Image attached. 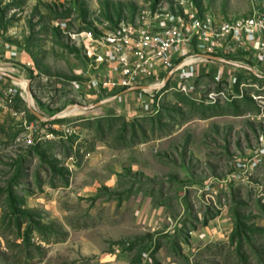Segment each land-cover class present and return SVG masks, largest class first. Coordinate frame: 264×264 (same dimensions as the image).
<instances>
[{
	"label": "rangeland",
	"instance_id": "obj_1",
	"mask_svg": "<svg viewBox=\"0 0 264 264\" xmlns=\"http://www.w3.org/2000/svg\"><path fill=\"white\" fill-rule=\"evenodd\" d=\"M183 1L0 0V70L27 82L25 115L0 106V264H264V165L237 167L264 134L254 89L216 103L223 87L205 76L191 96L161 91L148 114L90 89L88 34ZM185 2L250 14V0Z\"/></svg>",
	"mask_w": 264,
	"mask_h": 264
},
{
	"label": "built area",
	"instance_id": "obj_2",
	"mask_svg": "<svg viewBox=\"0 0 264 264\" xmlns=\"http://www.w3.org/2000/svg\"><path fill=\"white\" fill-rule=\"evenodd\" d=\"M84 48L90 89L127 98L136 113L148 114L169 86L191 96L199 78L213 76L223 89L210 92L211 100L217 103L237 89L241 95L233 97L243 98L245 89H254L250 96L264 114V0H250V14L234 19L200 11L184 0L175 13L145 11L99 37L88 34ZM17 85L0 78V106L23 116L14 108ZM40 132V122H33L27 143L34 144ZM261 165L264 134L252 156L237 167L252 172Z\"/></svg>",
	"mask_w": 264,
	"mask_h": 264
},
{
	"label": "water",
	"instance_id": "obj_3",
	"mask_svg": "<svg viewBox=\"0 0 264 264\" xmlns=\"http://www.w3.org/2000/svg\"><path fill=\"white\" fill-rule=\"evenodd\" d=\"M0 75L3 76V77H5V78H8V79H10V80H12V81H14V82H17V83H21L22 81H24L22 78H20V77H18V76H15V75H13V74H11V73H8V72H5V71H1V70H0ZM170 77H171V75H169L168 80L170 79ZM28 84H29V81H28ZM138 89H139V88H132L130 91H134V90H138ZM29 97H30V95H29ZM109 101H111V100H104V101H101V102H99L96 106H89V107L79 106V108L82 109V110H88V109H91V108H94V107L102 106V105L108 103ZM73 109H76V107L69 108V109L67 110V112H68V111H71V110H73ZM30 110L32 111V113H33V114H34L39 120H41V121H43V122L52 121V120L56 119V117H55V118H52V119L46 118L45 116H43L42 114H40L38 111H36L31 105H30Z\"/></svg>",
	"mask_w": 264,
	"mask_h": 264
},
{
	"label": "bare ground",
	"instance_id": "obj_4",
	"mask_svg": "<svg viewBox=\"0 0 264 264\" xmlns=\"http://www.w3.org/2000/svg\"><path fill=\"white\" fill-rule=\"evenodd\" d=\"M21 83H22L21 86L26 89V86H27L26 83L27 82L26 81H22ZM80 112H82V111L79 110V109H73L71 111L65 112L63 117H69V116L78 115Z\"/></svg>",
	"mask_w": 264,
	"mask_h": 264
}]
</instances>
